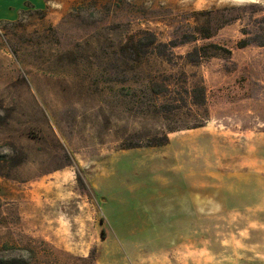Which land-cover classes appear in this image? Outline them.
I'll return each mask as SVG.
<instances>
[{"label": "rangeland", "instance_id": "rangeland-1", "mask_svg": "<svg viewBox=\"0 0 264 264\" xmlns=\"http://www.w3.org/2000/svg\"><path fill=\"white\" fill-rule=\"evenodd\" d=\"M46 1L0 20V260L264 264L258 151L216 139L264 133V46L238 45L264 0ZM146 32L198 40L133 61Z\"/></svg>", "mask_w": 264, "mask_h": 264}, {"label": "trees", "instance_id": "trees-1", "mask_svg": "<svg viewBox=\"0 0 264 264\" xmlns=\"http://www.w3.org/2000/svg\"><path fill=\"white\" fill-rule=\"evenodd\" d=\"M40 11V10H38ZM227 19L219 25L222 26V24H225L226 22H230L232 20H235L237 17L235 15H232L230 17H226ZM215 26L212 24H209V27H207V30L212 29L211 32H208L207 37H211L217 30ZM198 38L196 37L195 33H190L183 37V39H179L178 37H175L174 39H171L170 42H163L160 41L157 37V34L153 32H146L145 35L137 36L133 35L129 37L126 42L123 44V49L126 54L131 55V58L133 61H136L141 54H146L148 52H156L159 55H167L170 53H173V48L176 46H179L181 44H185L191 41H197ZM253 42H256L257 44L264 46V32L263 34L257 36V37H246L241 39L238 42L239 47H245ZM222 48L219 45L216 44H207V45H197L193 51L189 52V58L192 61L201 60L202 58L211 55L210 48ZM203 49L202 53L200 50ZM223 49V48H222ZM226 52L230 53L231 51L228 49H225ZM217 53V51H216ZM156 85V82H155ZM155 94L157 97L161 96V91H158L155 89ZM190 96L193 99V102L195 104H204L207 101V89L205 85H197L193 87L192 91H190ZM203 121L198 123L197 125H194L193 127H198L203 125ZM169 140L168 135H163L160 137V139H156L155 141H150L147 143V145H162L167 143ZM140 143L134 144L139 145ZM128 145V144H127ZM1 204V199H0ZM16 258L12 259H1L0 264H17Z\"/></svg>", "mask_w": 264, "mask_h": 264}, {"label": "crops", "instance_id": "crops-1", "mask_svg": "<svg viewBox=\"0 0 264 264\" xmlns=\"http://www.w3.org/2000/svg\"><path fill=\"white\" fill-rule=\"evenodd\" d=\"M46 6V0H0V20H15L18 18L19 13L26 8L42 10L45 9ZM221 134L222 135L217 134V145H227V143L238 145V149L241 153L256 148L258 151L257 158L252 159L254 156H250L247 158V161L264 167V133L254 134L248 131H239L236 132V136L231 137V141H228L223 133ZM243 155L244 154H240L242 158ZM174 253L175 250L170 251V254L175 255ZM171 260L172 262H167V264H174V258ZM157 264L160 263L157 262Z\"/></svg>", "mask_w": 264, "mask_h": 264}]
</instances>
